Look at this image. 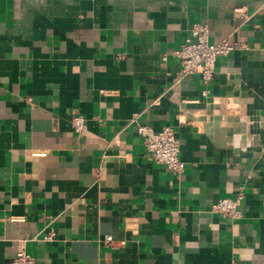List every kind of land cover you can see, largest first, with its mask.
I'll return each instance as SVG.
<instances>
[{
    "label": "crops",
    "instance_id": "crops-1",
    "mask_svg": "<svg viewBox=\"0 0 264 264\" xmlns=\"http://www.w3.org/2000/svg\"><path fill=\"white\" fill-rule=\"evenodd\" d=\"M263 6L0 0V264L20 249L45 264H264ZM197 23L245 45L218 57L207 95L199 75L177 79ZM139 124L175 130L181 176ZM240 195L236 216L213 211Z\"/></svg>",
    "mask_w": 264,
    "mask_h": 264
},
{
    "label": "built area",
    "instance_id": "built-area-1",
    "mask_svg": "<svg viewBox=\"0 0 264 264\" xmlns=\"http://www.w3.org/2000/svg\"><path fill=\"white\" fill-rule=\"evenodd\" d=\"M262 8L264 10V6ZM237 11L240 12L242 9L238 8ZM242 48H245V45L229 39H224L218 43H211L209 41L208 26L204 23H197L192 27L191 35L185 39L175 52L181 64L177 79L199 75L205 86L203 95H207V87L215 76L218 57ZM165 59L166 57H164ZM73 125L76 132H81L83 130L84 118L82 116H75L73 118ZM138 132L148 149L149 157L163 165L177 177L181 176L185 170V163L180 157L181 144L176 137L175 130L170 126L164 127L161 130H155L149 125L139 124ZM241 199L242 195L237 199H220L213 205V211L228 216H236ZM105 241L108 245H112L113 237L107 236ZM11 264L45 263L38 261L24 249H20Z\"/></svg>",
    "mask_w": 264,
    "mask_h": 264
}]
</instances>
